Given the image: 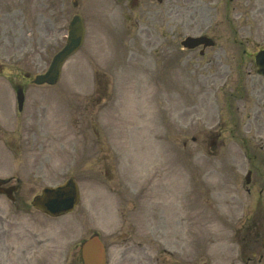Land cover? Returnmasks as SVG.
Masks as SVG:
<instances>
[{"label": "rangeland", "instance_id": "rangeland-1", "mask_svg": "<svg viewBox=\"0 0 264 264\" xmlns=\"http://www.w3.org/2000/svg\"><path fill=\"white\" fill-rule=\"evenodd\" d=\"M75 11L86 20L87 41L57 85H26L20 113L19 70L8 67L0 75V177L21 185L17 204L0 195V216L39 214L33 196L75 177L82 198L62 217L66 229L78 224L83 238L98 232L108 264H117L121 253L126 260L129 251L127 264H221L219 252L240 245L231 234L241 230L264 249V167L253 169L247 185L250 153L240 139L264 134L247 122L250 112L264 120V81L252 76L247 82L253 94L242 102L236 129V104L221 91L224 79L238 88L252 68L240 60L244 50L252 55L264 47V0L230 6L228 0H78L77 6L67 0L68 20ZM190 34H208L216 45L204 55L200 47L185 49L181 40ZM219 120L223 141L210 145L206 128ZM178 149L193 150L192 160H179ZM207 149L227 155L223 172L216 171L220 156L209 154L205 163ZM149 168L154 171L145 174ZM157 235L169 250L150 248Z\"/></svg>", "mask_w": 264, "mask_h": 264}, {"label": "flooded vegetation", "instance_id": "flooded-vegetation-1", "mask_svg": "<svg viewBox=\"0 0 264 264\" xmlns=\"http://www.w3.org/2000/svg\"><path fill=\"white\" fill-rule=\"evenodd\" d=\"M65 22L66 0H59L58 5L55 0L53 3L51 0H0V44L3 39H14L22 45H30L28 49L32 51L36 40L40 45L51 39L58 43L56 34L58 39L61 33L65 37ZM231 94L247 102L252 93L240 85ZM247 119L249 124L261 123L260 113L248 114ZM259 141L264 150V138ZM49 227V219L31 214L0 216V264H82L80 251H75L72 258L67 254L62 228ZM225 257L227 264H238V259L242 264H264V252L259 253V247L253 244L239 246Z\"/></svg>", "mask_w": 264, "mask_h": 264}, {"label": "water", "instance_id": "water-1", "mask_svg": "<svg viewBox=\"0 0 264 264\" xmlns=\"http://www.w3.org/2000/svg\"><path fill=\"white\" fill-rule=\"evenodd\" d=\"M71 30H72V34H71V38L68 41L67 46L64 48V50L61 53H59L55 57V60L53 61L49 71L46 74L37 77L36 79L37 82L42 83L47 81L49 83H55L58 80L62 62L82 42L83 23L80 18L76 17L73 20ZM201 41L210 43V41L205 38L189 37L186 41H184V44L189 47H194L198 45ZM257 60L260 66V71L264 73V50H262L257 55ZM23 100L24 97L22 95V92L19 91V102L21 107ZM79 199H80V192L78 185L74 179H70L65 184L56 187H46L43 190L42 195H38L34 198L33 204L37 208L47 213H50L52 215H60L72 210L75 207V205L78 203ZM90 248H91V241L86 244L85 250L89 251ZM101 254L103 255V253ZM102 262H103V257H102ZM87 264H91V260H87Z\"/></svg>", "mask_w": 264, "mask_h": 264}]
</instances>
